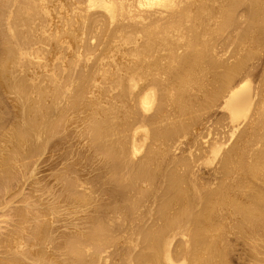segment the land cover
<instances>
[{
    "label": "bare ground",
    "instance_id": "obj_1",
    "mask_svg": "<svg viewBox=\"0 0 264 264\" xmlns=\"http://www.w3.org/2000/svg\"><path fill=\"white\" fill-rule=\"evenodd\" d=\"M0 92V264H264V0H0Z\"/></svg>",
    "mask_w": 264,
    "mask_h": 264
},
{
    "label": "rangeland",
    "instance_id": "obj_2",
    "mask_svg": "<svg viewBox=\"0 0 264 264\" xmlns=\"http://www.w3.org/2000/svg\"><path fill=\"white\" fill-rule=\"evenodd\" d=\"M3 101H5L4 103H3ZM0 102H1V104H3L4 105V108H5V104H7V105H9V107H7V105H6V107L8 108V109H4L5 111L7 110V112L5 113L4 112V110H3V107H2V109H1V111H0V114H1V112H2V115L1 116H3L2 118L0 117V119H2V120H4V121H2L3 123H5V124H3L4 125V127L1 125V121H0V126H2L1 127V129H3V128H5L6 126L8 127V125L10 124L11 125V121L13 122V115H14V113H12L14 110H12V106H11V102L6 98V96L3 94L2 95V93L0 92ZM5 115V116H4ZM6 115H7V117H6ZM9 118H12V120H10ZM7 121H6V120ZM9 120V121H8ZM6 121V122H5ZM7 122H9V124L7 123ZM7 123V124H6ZM53 141V140H52ZM48 151H46V153H43V154H41V155H36V156H34V157H32V158H27V159H25V163H27L28 165H32L31 163H33V165L32 166H36L37 165V176H39L40 178H41V181L42 182H49V183H52V184H56V182L55 181H53V177L54 176H52V173L54 174L56 171H59L60 170V168L62 169V168H64V162H62V161H60V159H59V157H60V154H59V152L58 151H56V153H55V151H54V153L53 152H48ZM50 153H52V154H50ZM58 153V155H56ZM55 154V155H54ZM54 155V156H53ZM50 156H53V158L52 157H50ZM59 156V157H58ZM51 158V159H50ZM54 158H56V159H54ZM63 164H62V163ZM62 165H61V164ZM57 165V166H56ZM32 166H30L31 167V169L32 168H34V167H32ZM56 169V170H55ZM52 172V173H51ZM51 173V174H50ZM48 174V175H47ZM51 175V176H50ZM47 176H49V177H47ZM32 178H31V173H30V171L29 172H27L26 173V177H25V179H23V181H22V183L24 184H26V183H28V182H31L32 180H31ZM55 180V179H54ZM113 189V187L111 186L110 187V190H112ZM13 195H15V193H13L11 196H12V198H14L13 197ZM17 195V194H16ZM16 195H15V197H16Z\"/></svg>",
    "mask_w": 264,
    "mask_h": 264
}]
</instances>
